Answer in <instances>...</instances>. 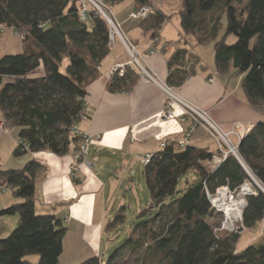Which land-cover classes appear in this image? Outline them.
<instances>
[{
  "label": "trees",
  "instance_id": "trees-1",
  "mask_svg": "<svg viewBox=\"0 0 264 264\" xmlns=\"http://www.w3.org/2000/svg\"><path fill=\"white\" fill-rule=\"evenodd\" d=\"M103 1L113 5L126 0ZM133 2L137 8H151L146 19L134 23L156 42L171 17L150 0ZM246 2L239 9L243 0H181L177 15L183 37L194 38L195 46L211 43L215 70L219 74L232 70L231 78L240 79L247 102L259 108L264 107V0ZM80 3L0 0V25L23 37L24 46L22 53L0 59L1 131L18 130L15 157L44 151L63 157L71 149L78 151L82 138L74 129L90 117L85 115L86 87L97 78L99 64L112 48L107 22L95 15L89 22L80 21ZM230 36L236 41L229 45ZM167 62V84L174 88L194 76L199 64L188 47L175 51ZM138 80L134 69L127 67L122 76L111 77L108 92H129ZM236 149L246 170L232 155L211 170L214 153L168 142L143 166L150 204L139 218L147 219L131 229L108 259L94 256L80 264H121L142 249L145 253L137 264H264V193L248 174L264 187V123H257ZM44 170L34 159L20 169H0V186L22 201L0 211L1 218L18 217L13 231L0 239V264H30V255L39 258L38 264H60L67 228L60 219L35 212V179ZM247 182L256 195L244 198L240 230L219 236L208 222L214 214L208 195L225 187L237 192ZM124 209L120 207L108 221L105 232L124 224ZM258 225L263 226L261 241L237 250L239 233L256 231Z\"/></svg>",
  "mask_w": 264,
  "mask_h": 264
},
{
  "label": "crops",
  "instance_id": "crops-1",
  "mask_svg": "<svg viewBox=\"0 0 264 264\" xmlns=\"http://www.w3.org/2000/svg\"><path fill=\"white\" fill-rule=\"evenodd\" d=\"M150 1L165 14L162 2ZM125 8V16L118 13L114 18L125 28L127 38L135 45L138 63L155 77L157 83L149 82L134 70L139 80L131 91L108 92L109 72L115 65L126 64L130 60L122 42L117 41L99 64L97 78L86 87V108L90 117L77 125L80 133L91 140L85 157L76 163L75 150L71 149L63 157H55L44 151L28 153L23 160L27 163L34 159L45 168L35 179V212L52 215L66 226L60 259L65 254L70 258L68 264H80L94 256L105 259V255L112 250L114 244H111V235L104 228L118 211L113 210L115 205L124 198V180L129 179L130 174L135 176L136 171H143L142 158L156 154L162 142L178 144L187 141L184 147L192 146L214 153L213 162L209 164L211 170L221 164L216 160L221 155L216 141L203 128L194 126L190 118L183 121L178 107L174 109L176 119L164 121L160 118L166 96L159 85H168L167 61L175 51L188 47L199 64L194 68V76L188 77L182 85L171 88L187 104L208 112L222 132L231 134L234 145L241 140L238 133L244 138L257 123H264V107L253 108L247 102L240 79L231 78L232 70L219 74L214 63L210 62L209 67L203 60V52L197 49L200 45L195 46V39L183 37L177 15L180 9L172 15L165 14L171 18L162 26L158 37L160 44H174L169 48L170 52L150 55L149 51L154 47L159 48L160 44L154 43L150 33L127 19L128 14L137 8L133 0H129ZM208 45L214 54L211 43L202 47ZM210 77L214 78L213 82H208ZM232 79L237 82H231ZM21 202L14 196L10 199L3 197L0 211ZM3 218L0 217V230L3 228L4 234L9 227L2 221ZM11 219L15 227L18 217ZM262 229V225L255 229L260 237ZM38 259L35 258V264Z\"/></svg>",
  "mask_w": 264,
  "mask_h": 264
},
{
  "label": "rangeland",
  "instance_id": "rangeland-1",
  "mask_svg": "<svg viewBox=\"0 0 264 264\" xmlns=\"http://www.w3.org/2000/svg\"><path fill=\"white\" fill-rule=\"evenodd\" d=\"M127 2L129 0H126ZM126 1L119 2L116 4H113L110 6L111 11L114 15V17L118 15V13H121V15L125 16L127 13L126 11ZM157 2H162L163 3V8L164 12L167 15H172L175 12H178L181 8V0H156ZM247 0H243V4L238 6V8H242L247 2ZM84 2H86L84 0ZM180 3V4H179ZM180 6V7H179ZM179 7V8H178ZM128 9H131L129 7ZM130 21V20H129ZM224 19H223V25H224ZM122 30L125 31V28L122 26ZM126 32V31H125ZM127 35V33H126ZM128 36V35H127ZM236 41V38L233 36H230V38L227 40V44H233ZM156 43V42H154ZM171 46H173V43H167ZM23 43L21 40V36L14 33V31L10 28H5L3 34L0 37V59L2 57H5L6 55H17L23 52ZM198 50H201L203 52V60L210 64V62L214 63L213 60V53L212 50L210 49L209 45L207 47H197ZM213 54V55H212ZM67 64V60L63 62V65H61V73L64 72L65 70V65ZM210 67V65H209ZM231 82L236 83L237 81L235 79H232ZM18 130L16 128H9L6 129L5 131L0 132V169L2 170H8V169H20L22 166L26 163L23 162L24 159H26L27 154H23L20 157H15L13 155V151L15 150L17 144H18ZM24 163V164H22ZM129 179L124 180L123 183V188H122V195L124 198L123 200L119 203H117L114 207L113 210H118L120 207H124L125 209L123 210L124 216H125V222L123 225H121L119 228L115 229V231L109 232L112 238V243L114 244L113 249L109 251L107 255H105V259H108L110 257L109 254L113 250L116 249L120 243H122L124 240L129 235V232H131V229H133L138 222H141L145 218H139V213L141 211H144L148 208L150 204V198L148 195V190L145 186L144 183V176L142 175V170L141 171H136L135 176L129 175ZM184 187V179L180 180L179 183V189H183ZM233 193V192H232ZM6 196V197H5ZM235 197L238 196L237 192L234 195ZM12 198V192L10 190H7L5 194H1L0 198ZM0 199V200H1ZM12 217L10 216H5L2 221L5 223L6 226L9 227V230L7 229L6 232L0 236V239L3 240L6 238L15 228L13 225ZM8 220H10L8 222ZM1 221V222H2ZM209 224L217 231L219 236H227V235H232V234H237L238 231L241 228V219L238 222V224L235 225V229L233 231L225 232L224 231V224L226 222V217L225 215L220 212L218 209L215 208L214 214L212 218L208 219ZM9 223H11V227L9 226ZM16 224V223H15ZM14 224V225H15ZM5 227V226H4ZM240 234V242L239 245H237V250L239 248H244V245L250 244V243H258L261 241L260 235L257 233V231H242L239 233ZM105 248V245H104ZM104 248L102 251H104ZM144 250L142 249L139 251L136 255L134 256H126L124 261L121 264H137L140 262L139 258H142L144 256ZM35 258H37L36 255H30L27 257V259L30 261V264H35ZM61 263L60 264H68L70 262V258L68 256H65L63 254L62 258L60 259ZM38 264V262H37Z\"/></svg>",
  "mask_w": 264,
  "mask_h": 264
},
{
  "label": "built area",
  "instance_id": "built-area-1",
  "mask_svg": "<svg viewBox=\"0 0 264 264\" xmlns=\"http://www.w3.org/2000/svg\"><path fill=\"white\" fill-rule=\"evenodd\" d=\"M85 1L86 2H84V0H81V3H80V8H79L80 11L78 15L79 20L82 22H89L91 15L101 16L103 20H105L108 24L109 46L113 47L117 43V41H120L122 42L126 52L129 53V56H130V60L128 63L126 64L119 63L115 65L114 68L109 72V76L112 77L115 74L122 76V74L124 73L127 67H132L135 71H137L138 74H140L141 76L143 75L146 78V80H148L149 82L157 83L155 77L149 74L138 63L137 60L139 59V56H138V53L136 52L135 45L133 44L132 41H130L127 38L126 34L122 30L121 23L114 18V15L110 8L111 4L106 1L104 2L103 0H85ZM150 12H151V8L149 9L148 7H139L133 12H130L128 14L127 19H129L131 22H139L140 20L146 19L149 16ZM4 30H5V27L3 25H0V37L3 34ZM156 42L158 43L159 40H156ZM169 48H170V45H168L167 43H163L162 45H160L159 48L157 47L152 48V50H150L149 53L150 55L159 53V52L169 53L170 52ZM213 79H214L213 77H210L208 82H213ZM159 86L166 96L164 109L162 110L160 114V118H162L164 121L166 120L171 121V120L176 119L174 115V109L178 107L180 109L181 118H183L182 119L183 121L190 118L194 126L203 128L207 132L208 136L211 139H214L216 141L218 150H220L221 152V157L216 159L218 162L222 163L224 162V159L228 155H232L234 158L239 160V162L244 167L242 160H240L238 151L236 149L237 145H234L231 141V138H230L231 134L226 133L224 131L222 132V130L219 127H217V125L214 123L212 118L208 115V112L201 110L200 108L198 109L194 106H191L189 103L187 104L185 101L181 100L179 96L175 93L174 89H172L168 85L160 84ZM85 110H86L85 115H87L88 110L87 109ZM1 130H3V125L0 124V131ZM193 130H191V132ZM74 133L76 135H79L82 138L78 151L74 154L76 163H78V161H81L87 154L91 140L86 135L80 133V131L77 128L74 129ZM238 134H239L238 137L242 139L243 138L242 134L240 133ZM186 143L187 141H183V142H179L178 144L180 147H184ZM167 145H168V141L162 142L159 147L160 149H164L167 147ZM151 159H152V155H145V157L142 158L141 160V164L143 166H146L151 161ZM248 174L250 175L252 182H254L258 190L262 189L264 193L263 185L260 182H257L255 178L249 172ZM220 189H227V187L220 188ZM7 190L9 189L6 186H0V195L5 194ZM243 190L246 191L244 198L250 195H253V196L256 195V193L253 191L251 185L248 182L239 187V189L237 190V194L240 195V193L243 192ZM218 191L219 189L217 190V192ZM217 192L215 194H217ZM230 193L235 195L236 192H233V193L230 192ZM214 196L208 195V199H209L210 205L215 210L216 207L212 205V200ZM244 198L242 199V205L244 204ZM241 221H242V218H241Z\"/></svg>",
  "mask_w": 264,
  "mask_h": 264
},
{
  "label": "bare ground",
  "instance_id": "bare-ground-1",
  "mask_svg": "<svg viewBox=\"0 0 264 264\" xmlns=\"http://www.w3.org/2000/svg\"><path fill=\"white\" fill-rule=\"evenodd\" d=\"M246 191L240 193L237 197L231 194L227 189H219L215 194L212 205L222 212L226 217L224 224V231L229 232L235 229V225L241 219L242 213V199L244 198Z\"/></svg>",
  "mask_w": 264,
  "mask_h": 264
},
{
  "label": "water",
  "instance_id": "water-1",
  "mask_svg": "<svg viewBox=\"0 0 264 264\" xmlns=\"http://www.w3.org/2000/svg\"><path fill=\"white\" fill-rule=\"evenodd\" d=\"M259 190L261 191V193H263L262 189H259ZM243 211H244V206L242 207V213H243ZM242 213H241V215H242ZM241 218H242V216H241Z\"/></svg>",
  "mask_w": 264,
  "mask_h": 264
}]
</instances>
